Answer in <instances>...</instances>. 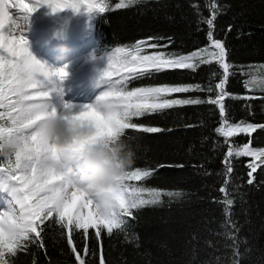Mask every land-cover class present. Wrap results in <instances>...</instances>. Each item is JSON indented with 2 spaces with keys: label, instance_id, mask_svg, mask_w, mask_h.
I'll use <instances>...</instances> for the list:
<instances>
[{
  "label": "trees",
  "instance_id": "trees-1",
  "mask_svg": "<svg viewBox=\"0 0 264 264\" xmlns=\"http://www.w3.org/2000/svg\"><path fill=\"white\" fill-rule=\"evenodd\" d=\"M119 2L108 0L110 10L92 13L90 44L102 71L107 66L106 51L149 37L163 38L159 42L169 44L165 51L177 54L201 48L213 51L208 26L202 21L210 18L208 5L215 2L220 11L214 21V38L225 42L227 62L232 65L225 85V90L232 94L225 101L229 120L264 124V98H240L264 97V91L249 92L244 87L248 74L264 72L260 67L264 66V0H141L134 6L116 9ZM222 73L212 60L195 72L166 71L133 80L129 88L164 83L200 84L205 91L173 94L172 98L207 100L216 94L215 90L207 91L209 84L214 89ZM220 120L218 108L208 103L174 107L134 119L138 124L164 131L153 134L127 131L128 136L138 137L128 141L136 153L133 169L167 166L159 167L151 178L132 183L180 190L185 195L171 201L164 197L162 205L138 211L136 220L130 222L133 225L130 234L134 232L138 237L132 243L125 240L123 233L114 231L108 236L102 231L106 264H217L216 257H221L219 264H228L226 258L231 251L225 244L231 241L224 237L221 225L229 219L239 229L237 239L242 254L239 264H264V167L258 169L254 183L249 185L247 164L251 158L232 159L234 170L227 188L234 205L230 208L231 215L226 217L224 195L219 189L225 180L223 159L228 145L215 132ZM250 139L253 147L264 148V130L258 129ZM248 141L249 137L243 134L229 139L230 144L237 146ZM44 228V247L34 244L18 252L15 264H77L67 244V230L59 229L54 220L46 222ZM73 238L83 254L82 232L73 233ZM88 245L87 264H99L100 245L91 229ZM91 252L96 255L91 256Z\"/></svg>",
  "mask_w": 264,
  "mask_h": 264
},
{
  "label": "snow or ice",
  "instance_id": "snow-or-ice-1",
  "mask_svg": "<svg viewBox=\"0 0 264 264\" xmlns=\"http://www.w3.org/2000/svg\"><path fill=\"white\" fill-rule=\"evenodd\" d=\"M140 2L141 0H120L115 8H128ZM13 4L23 13L21 17L9 14ZM41 6H47L53 13L85 8L89 12L103 14L110 10L108 0H31V4L25 0H0V133L12 132L25 141L14 159L7 163L0 159V264H15L18 252L26 251L31 245L37 244L43 248L44 226L52 220L59 229L67 230V244L77 264H87L86 258H90L89 230H94L100 245L99 264H106L102 231H106L108 236H112L114 231L117 234L123 233L125 240L132 243L138 237L134 232L130 234L133 227L130 222L136 220L138 211L162 205L164 197L171 201L185 195L180 190H161L132 183L151 178L159 167L167 165H159L156 169L132 168L118 186L107 190L98 199L74 188L50 171L44 163L50 154L59 150L58 146L48 142L43 131V120L49 111H63L74 126L89 130L87 135L68 146L72 151H79L97 139L114 138L121 134L130 146L128 141L138 137L128 136V130L147 134L164 131L159 127L134 122V119L145 115L174 107L204 103L215 105L221 118L220 126L215 132L228 145L223 159L225 180L219 191L224 195V212L229 217L230 208L234 205L227 188L234 170L232 159L251 158V162L247 164V183L252 185L254 174L264 167V148L251 147L250 137L258 129L264 130V124L229 120L225 101L232 94L225 90V85L232 65L227 62L225 42L214 38V21L220 11L217 4L212 2L208 5L210 18L202 21L208 26L207 36L213 51L201 48L189 54L168 52L165 49L169 44H162L159 40L163 38L155 37L106 51L104 56L107 66L96 84L102 90L93 103L84 105L76 112L71 104L63 102L61 82L68 73L63 68L49 71L27 47L24 26L32 13ZM212 60H215L223 73L214 89L209 84L207 91L211 93L215 90L216 94L214 97L209 96L207 100L199 97L172 98L173 94L205 91L200 84L164 83L129 88L133 80L153 77L166 71L195 72L201 65L210 64ZM244 87L249 92L264 91V72L248 74ZM57 98L60 103H57ZM240 98L250 100L264 97ZM241 134L249 137L247 143L242 146L229 143L230 138ZM221 227L225 229L224 237L231 241L230 244H225V248L231 251V256L226 260L228 264H239L242 258L241 242L237 239L239 229L230 219L222 223ZM75 232H82L84 237L83 254L75 246ZM95 255V252H91V256ZM215 259L219 264L221 257Z\"/></svg>",
  "mask_w": 264,
  "mask_h": 264
},
{
  "label": "clouds",
  "instance_id": "clouds-1",
  "mask_svg": "<svg viewBox=\"0 0 264 264\" xmlns=\"http://www.w3.org/2000/svg\"><path fill=\"white\" fill-rule=\"evenodd\" d=\"M67 114L49 111L43 120V131L58 151L44 161L47 168L62 177L74 188L98 199L107 190L118 186L133 168L136 153L123 135L97 139L82 150L72 151L68 146L88 134V129L74 126ZM24 139L12 132L0 133V158L7 163L15 158L24 146Z\"/></svg>",
  "mask_w": 264,
  "mask_h": 264
},
{
  "label": "rangeland",
  "instance_id": "rangeland-1",
  "mask_svg": "<svg viewBox=\"0 0 264 264\" xmlns=\"http://www.w3.org/2000/svg\"><path fill=\"white\" fill-rule=\"evenodd\" d=\"M25 2L31 4V0H25ZM9 14L13 17L23 15L15 4L12 9H9ZM91 16L92 12L85 8L79 11L65 9L53 13L47 6H41L32 13L28 23L24 26L26 29L23 34L28 41L27 47L31 54L49 71L63 68L68 73L65 81L61 82L63 102L71 104L74 112L79 111L84 105L93 103L98 92L102 90L96 87L102 73L101 64L91 53L89 43L92 29ZM68 23L77 24L78 28L84 26L85 30V33L76 41H71L72 46L66 43L68 32L60 30ZM51 53L54 57L47 55ZM88 66H94L97 72L92 78L85 79L83 70ZM65 88L68 90L66 91ZM57 103H60L59 98H57ZM251 147H253L252 144Z\"/></svg>",
  "mask_w": 264,
  "mask_h": 264
},
{
  "label": "bare ground",
  "instance_id": "bare-ground-1",
  "mask_svg": "<svg viewBox=\"0 0 264 264\" xmlns=\"http://www.w3.org/2000/svg\"><path fill=\"white\" fill-rule=\"evenodd\" d=\"M10 9H12V7ZM60 30L68 32V37H67L66 43L68 45H71V46L73 45V43H71V41H73V40L76 41V39H78V37H81V35H83L85 33L84 32L85 31L84 26L78 28L77 24H72V23H68L65 27L61 28ZM67 44H65V45H67ZM59 46H60V44H59ZM47 55L49 57H52V56L54 57L53 53L47 54ZM96 72H97V69L94 66H88L87 68H85L83 70V77L85 79H90L95 75ZM63 81H65V79ZM65 90L67 91L68 88H65Z\"/></svg>",
  "mask_w": 264,
  "mask_h": 264
}]
</instances>
